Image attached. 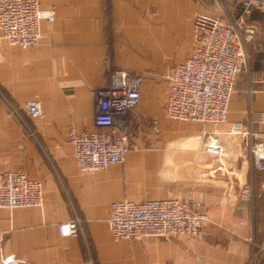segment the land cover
I'll return each instance as SVG.
<instances>
[{"label": "crops", "instance_id": "obj_1", "mask_svg": "<svg viewBox=\"0 0 264 264\" xmlns=\"http://www.w3.org/2000/svg\"><path fill=\"white\" fill-rule=\"evenodd\" d=\"M41 6L57 15L43 21L39 44L0 42V172L22 170L44 185L43 206L0 208V264L9 257L10 264H253L264 245V51L237 78L228 124L168 119L169 83L163 93L144 78L141 103L129 112L139 148L123 164L84 172L68 134L72 126L96 127L94 90L108 81L106 56L142 73L172 68L194 51L193 15L202 4L41 0ZM262 17L258 9L251 20ZM31 99L45 102L46 116L24 123L7 100L20 108ZM258 115L262 120L253 119ZM239 122L245 131H231ZM207 138H218L222 152L205 150ZM255 148L262 150L259 163ZM248 183L250 200L242 197ZM173 196L200 201L212 219L207 233L113 238L114 201ZM75 217L79 234L61 233L59 225Z\"/></svg>", "mask_w": 264, "mask_h": 264}, {"label": "built area", "instance_id": "obj_2", "mask_svg": "<svg viewBox=\"0 0 264 264\" xmlns=\"http://www.w3.org/2000/svg\"><path fill=\"white\" fill-rule=\"evenodd\" d=\"M202 8L193 15L197 44L185 60L176 63L168 75L169 96L166 117L171 120L228 124V110L237 78L248 69L246 42L255 36L258 23L251 20L253 10L264 11V0H200ZM55 8H43L41 0H0V42L28 48L40 43L43 21H55ZM106 84L94 90L95 129L72 126L68 141L74 148L81 171L104 169L123 164L127 153L138 149L132 139L129 112L141 103L144 77L132 69L117 66L111 55L105 58ZM13 113L24 123L26 116L44 118L46 104L40 99L26 101L22 107L7 100ZM262 115L254 120H262ZM159 120L154 121V128ZM231 131L243 133L245 125L234 123ZM207 151L220 153L218 138H207ZM259 163L262 150L253 151ZM242 197L253 198L248 183ZM44 203L43 182L24 171L0 172V208L40 207ZM212 219L197 199L178 197L116 200L111 204L108 226L115 240L145 236H200L210 229ZM60 232L78 235L80 219L59 225ZM163 264H179L167 260Z\"/></svg>", "mask_w": 264, "mask_h": 264}, {"label": "rangeland", "instance_id": "obj_3", "mask_svg": "<svg viewBox=\"0 0 264 264\" xmlns=\"http://www.w3.org/2000/svg\"><path fill=\"white\" fill-rule=\"evenodd\" d=\"M206 1L210 2L211 0L210 1L206 0ZM246 47L249 58L248 68H250L252 67L253 57L255 56V53L258 50L264 51V19L263 21L258 23V29L256 31L255 36L247 40ZM170 69H171V63H169L167 66L153 68L152 70H148L146 73L144 72L142 73L133 69L132 70L134 72L141 73L144 76L145 81L147 79H152L157 84L158 89L164 93L168 89V75Z\"/></svg>", "mask_w": 264, "mask_h": 264}, {"label": "water", "instance_id": "obj_4", "mask_svg": "<svg viewBox=\"0 0 264 264\" xmlns=\"http://www.w3.org/2000/svg\"><path fill=\"white\" fill-rule=\"evenodd\" d=\"M263 260H264V245L258 252L253 264H261ZM11 261H12V257H9L7 260H5V264H10Z\"/></svg>", "mask_w": 264, "mask_h": 264}, {"label": "trees", "instance_id": "obj_5", "mask_svg": "<svg viewBox=\"0 0 264 264\" xmlns=\"http://www.w3.org/2000/svg\"><path fill=\"white\" fill-rule=\"evenodd\" d=\"M257 10H258V9L255 8V9L253 10V13H252V14L254 15V12L257 11ZM251 16H252V15H251ZM261 19H262L261 21H263L264 17H262Z\"/></svg>", "mask_w": 264, "mask_h": 264}]
</instances>
